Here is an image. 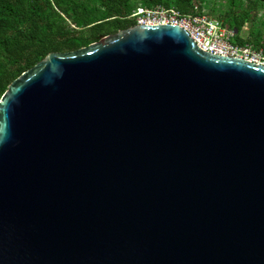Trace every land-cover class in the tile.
<instances>
[{
	"label": "water",
	"instance_id": "water-1",
	"mask_svg": "<svg viewBox=\"0 0 264 264\" xmlns=\"http://www.w3.org/2000/svg\"><path fill=\"white\" fill-rule=\"evenodd\" d=\"M0 264H264V66L135 25L21 74Z\"/></svg>",
	"mask_w": 264,
	"mask_h": 264
},
{
	"label": "trees",
	"instance_id": "trees-1",
	"mask_svg": "<svg viewBox=\"0 0 264 264\" xmlns=\"http://www.w3.org/2000/svg\"><path fill=\"white\" fill-rule=\"evenodd\" d=\"M156 8L184 15L208 10L236 33L234 43L264 56V0H0V99L48 54L89 47L135 26L137 10Z\"/></svg>",
	"mask_w": 264,
	"mask_h": 264
},
{
	"label": "built area",
	"instance_id": "built-area-1",
	"mask_svg": "<svg viewBox=\"0 0 264 264\" xmlns=\"http://www.w3.org/2000/svg\"><path fill=\"white\" fill-rule=\"evenodd\" d=\"M136 25L176 26L185 31L196 47L206 53L236 58L264 66V56L251 47L234 43L236 33L222 22L206 14H181L174 8L137 10L133 15Z\"/></svg>",
	"mask_w": 264,
	"mask_h": 264
},
{
	"label": "rangeland",
	"instance_id": "rangeland-1",
	"mask_svg": "<svg viewBox=\"0 0 264 264\" xmlns=\"http://www.w3.org/2000/svg\"><path fill=\"white\" fill-rule=\"evenodd\" d=\"M203 13L206 14L207 16H209V17L211 16V15L209 14V11H208V10H205ZM211 17L214 18V19L217 18L216 14H214V15L211 16ZM216 20H218V19H216ZM218 21L221 22V20H218ZM249 28H250V24L246 25V26L243 28L242 33H241V36H242V37H246V35H247L248 31H249Z\"/></svg>",
	"mask_w": 264,
	"mask_h": 264
}]
</instances>
